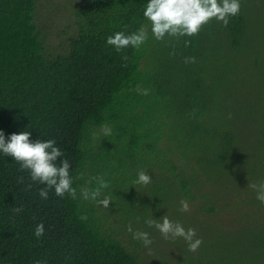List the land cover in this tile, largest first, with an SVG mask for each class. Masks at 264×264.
I'll return each instance as SVG.
<instances>
[{"label": "trees", "instance_id": "trees-1", "mask_svg": "<svg viewBox=\"0 0 264 264\" xmlns=\"http://www.w3.org/2000/svg\"><path fill=\"white\" fill-rule=\"evenodd\" d=\"M45 1L0 0V131L6 142L25 130L33 142L55 139L65 153L57 164L69 159L77 198L51 189L42 199L46 186L0 152V264L158 262L160 251L146 254L129 225L150 234L151 250L167 241L184 256L172 251L157 264H264V204L248 187L264 181V94L247 102L226 97L230 69H243L240 78L252 89L262 83L254 74L264 67V39L259 56L245 51L253 47L247 34L254 23L242 7L246 0L227 26L213 19L197 35L163 40L143 15L149 0H76L64 29L76 32H55L48 42L37 19ZM141 24L148 39L138 49L118 52L107 44L109 36ZM241 51L244 61L233 64L231 55ZM104 124L111 135L100 132ZM240 126H248L247 139ZM140 170L153 182L134 183ZM97 176L109 183L100 197L111 195L108 209L80 195L96 187ZM181 200L188 212L180 211ZM194 212L206 215L205 224L180 222L196 238L206 227L194 253L182 238L165 240L145 223L167 214L177 222ZM39 223L44 235L37 238Z\"/></svg>", "mask_w": 264, "mask_h": 264}, {"label": "clouds", "instance_id": "clouds-1", "mask_svg": "<svg viewBox=\"0 0 264 264\" xmlns=\"http://www.w3.org/2000/svg\"><path fill=\"white\" fill-rule=\"evenodd\" d=\"M241 10V0H149L145 6L144 17L151 24V32L155 39L163 40L165 36L182 37L197 35L203 26L215 19L222 22L224 26L228 25V18L237 16ZM148 39V26L141 24L138 30L131 34L125 32H116L107 38V44L114 46L119 52L126 47L139 48ZM186 46L188 42L186 41ZM127 59V57H124ZM195 57H186L185 63H195ZM140 93L147 95L146 89L140 90ZM100 132L104 136L112 134L109 125L101 126ZM30 131H21L19 134L13 133L5 140V134L0 131V152L5 156L11 157L20 165V171H28L33 182H39L46 187L41 188L39 195L42 199L48 198V192L54 189L58 197L70 196L72 199L77 198V189L73 187V178L70 174L71 164L69 159H63L57 164L58 158L65 156V153L57 146L55 139L42 141L30 139ZM97 137V133H93V138ZM138 178L134 182L147 186L152 183V179L147 174V170H140L137 174ZM96 181L95 188H82L80 195L85 200L95 201L97 206L108 209L112 203L111 195H106L102 199L103 190L109 188V183L103 176L91 178ZM19 183L23 184L24 179L20 177ZM91 183V180L89 181ZM248 187L256 191V199L264 204V181L248 184ZM31 188V184L25 189ZM181 212L190 210L189 204L185 200L180 202ZM23 209L13 208L14 213H19ZM81 220H87L86 215L80 217ZM149 227L157 229L165 240H176L182 238L188 244L190 252H196L203 243V240L197 237L196 230L193 228L185 229L180 222H174L169 219L168 214L160 220L152 217L145 222ZM133 239L142 241L146 248L151 250L153 240L150 234L144 231L133 232L132 226L127 229ZM34 235L40 238L44 235V224L39 223ZM37 264H40L37 261Z\"/></svg>", "mask_w": 264, "mask_h": 264}, {"label": "rangeland", "instance_id": "rangeland-1", "mask_svg": "<svg viewBox=\"0 0 264 264\" xmlns=\"http://www.w3.org/2000/svg\"><path fill=\"white\" fill-rule=\"evenodd\" d=\"M75 2L76 0H46L45 1L42 11H38V13L39 12H42V13L37 15L38 16L37 19L42 27V30H40L39 27L37 26L40 32V37L42 41H43L44 35L47 36V38H45V41L48 42V39H49L48 37L51 36V34L55 32H59V31L66 32L64 31V29H65V26L69 27V21L72 18L70 11L73 9L72 5H74ZM242 7L246 9L249 17L252 18V20L254 21V23L249 27L248 34H247V38L252 43L253 47L251 48V50H245V51L250 52L253 55L259 56L260 52L263 49L258 47V44L260 45L261 38L264 39V0H246ZM35 10H36V5H35ZM34 21H35V17H34ZM75 32L76 31L74 29L73 30L67 29L66 33L67 35H73ZM216 37H218V40H220V38L223 40L221 36H216ZM49 42H53V38L50 39ZM51 47H52V43H51ZM222 51H224V48L222 49ZM231 57H232V63L235 65L242 64V62L244 61L243 51L236 52L232 54ZM263 68L258 70L254 74V75L260 76V80L262 83L255 81L252 84L254 87L253 89L249 86L247 82H245L244 80L240 78V76H242L245 73L243 69L228 70V74L233 75V76H232V83L226 86V89H228L229 91V93L226 94V97L228 99H236V102L239 101L237 98H243L244 102H247L250 98L254 96L262 98V95L264 94V69ZM256 79L258 78L256 77ZM238 104L235 103L234 107L237 108ZM242 118L245 121L246 118L243 116ZM246 128L247 129L244 130L242 126L239 127L240 137L242 136L243 139H247L249 137L248 126ZM252 131L253 130H250V132ZM251 138L252 140L247 142L249 145L254 144L256 141L255 139H253V136ZM242 145H245V144H242ZM199 214H200L199 212L198 213L196 212V214L194 212V214L192 215L180 217L178 221L179 222L186 221L189 223V225H192V226H198L200 224H205V222L207 221V219H205L206 215L204 214V218H202L201 216H199ZM202 221L204 223H202ZM205 232H206V227L199 231L200 239H203L205 237ZM161 243H162V247L157 249L158 247V244H157L155 247L152 248V250H149V249L146 250V254H150L149 256H151L152 254H155L156 252L160 251V257H159L158 262H163L168 256L172 254V251L174 252L176 251L177 253L174 257L184 258L183 254L175 250L174 248L175 245L172 248H169L170 247L169 242L161 241ZM184 248H186V246H184ZM158 262L153 261L154 264H157Z\"/></svg>", "mask_w": 264, "mask_h": 264}]
</instances>
